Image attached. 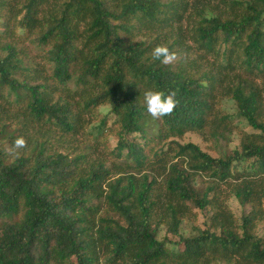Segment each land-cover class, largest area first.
<instances>
[{
    "label": "trees",
    "instance_id": "obj_1",
    "mask_svg": "<svg viewBox=\"0 0 264 264\" xmlns=\"http://www.w3.org/2000/svg\"><path fill=\"white\" fill-rule=\"evenodd\" d=\"M0 264H264V0H0Z\"/></svg>",
    "mask_w": 264,
    "mask_h": 264
},
{
    "label": "clouds",
    "instance_id": "obj_2",
    "mask_svg": "<svg viewBox=\"0 0 264 264\" xmlns=\"http://www.w3.org/2000/svg\"><path fill=\"white\" fill-rule=\"evenodd\" d=\"M152 59L159 61L163 65H171L178 60V54L170 50L166 44L156 45L151 52ZM144 101L147 113L154 119H159L171 115L177 107L179 101L175 92H165L155 87L144 92ZM27 147L25 137L19 136L13 141V149L19 150ZM13 155L18 156L19 152L14 151Z\"/></svg>",
    "mask_w": 264,
    "mask_h": 264
},
{
    "label": "rangeland",
    "instance_id": "obj_3",
    "mask_svg": "<svg viewBox=\"0 0 264 264\" xmlns=\"http://www.w3.org/2000/svg\"><path fill=\"white\" fill-rule=\"evenodd\" d=\"M222 106H223V109L225 111L230 112L231 114H234L236 111L235 105L231 100H224ZM100 110H102L104 112L106 110V107H101ZM233 122L238 126V128H244V130L250 131V128L245 126L246 124L244 123V121L238 120L235 117ZM186 138L187 139L189 138V139H192V140L198 142L207 151H209L211 153H215L214 150L212 149V147L210 146V143L201 141V139L197 135L190 133V134L186 135ZM236 143H237V139H236V135H234V139L231 141L230 146H233ZM227 204L237 218L240 217V215L243 213V211L247 212L249 210L248 206H246V207L240 206L238 201L232 196L227 199ZM189 229H190V223L189 222L184 223V226L182 228V232L186 235V234H188ZM261 233H262V230L260 229L259 234H261ZM165 235H166V232L164 231V228H161L159 231V237L163 238ZM173 238L177 239V237H173Z\"/></svg>",
    "mask_w": 264,
    "mask_h": 264
}]
</instances>
